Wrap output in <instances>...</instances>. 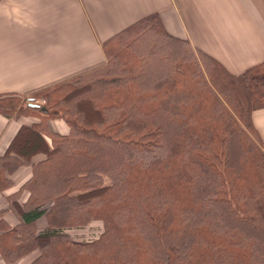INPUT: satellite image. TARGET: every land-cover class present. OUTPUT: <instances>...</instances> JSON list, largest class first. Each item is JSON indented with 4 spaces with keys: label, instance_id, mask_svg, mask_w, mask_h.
<instances>
[{
    "label": "trees",
    "instance_id": "16d2710c",
    "mask_svg": "<svg viewBox=\"0 0 264 264\" xmlns=\"http://www.w3.org/2000/svg\"><path fill=\"white\" fill-rule=\"evenodd\" d=\"M102 49V64L37 91L52 90L37 96L44 105L21 103L18 116L41 121L21 126L0 157V190L6 173L45 160L22 187L26 203L18 192L0 210L20 218L13 228L0 219L4 262L37 251L31 264H97L89 252L103 249L112 255L101 264H264V146L250 119L264 108V62L229 74L168 36L156 15ZM50 118L69 134L45 136ZM51 177L52 190L37 195ZM97 220V239L69 233Z\"/></svg>",
    "mask_w": 264,
    "mask_h": 264
},
{
    "label": "crops",
    "instance_id": "0c3cea01",
    "mask_svg": "<svg viewBox=\"0 0 264 264\" xmlns=\"http://www.w3.org/2000/svg\"><path fill=\"white\" fill-rule=\"evenodd\" d=\"M152 15L168 36L210 57L229 74L264 62V0H0V97L29 98L102 64L106 41ZM250 119L264 146V108L254 110ZM40 121L0 112V157L21 126ZM43 131L45 136H66L70 128L63 119L50 118ZM44 160L37 154L30 164L5 174L0 210L8 207L6 197L18 192V202L26 203L29 193L22 187ZM0 219L6 228L20 223L12 211ZM35 226L41 230L46 221L40 218ZM35 257L32 252L12 264H31ZM0 264H7L1 254Z\"/></svg>",
    "mask_w": 264,
    "mask_h": 264
},
{
    "label": "rangeland",
    "instance_id": "374dc122",
    "mask_svg": "<svg viewBox=\"0 0 264 264\" xmlns=\"http://www.w3.org/2000/svg\"><path fill=\"white\" fill-rule=\"evenodd\" d=\"M141 45H148V44H147V42H142ZM200 61L202 63L203 62L204 63H207L203 59H201ZM43 91H47V90H43ZM43 91L37 92V93L35 92L36 94L35 93L32 94L29 98H27L26 96H23V97H13V98H8V99H7V97H4L6 99L0 98V110L2 112H4V114H6L10 118L11 117H17L20 114V111L22 109V108H20V106H21V103H22L23 99L25 101L26 100L29 101V99L37 98V96L38 97H41L45 93H48L49 94V93H51L52 90L49 91V92H43ZM38 93H39V95H38ZM37 100H38V103L39 104H41V105H44L45 104V101H43L42 98H39V99L37 98ZM231 105L226 106L229 111H230V109H234L236 107V104L235 103L234 104H231ZM57 162L58 161H56V163ZM252 174H253L252 172H249L247 174V178H246L247 179V182H250V179H252ZM102 179H103V182H104L105 185H108V184L111 183L110 178L107 176V174H104V176H102ZM55 183H56L55 177L54 178H52V177L49 178V180L47 182H45L44 184H42V186H40L37 195H41L42 193L43 194H47V192H50V190H52V188L55 186ZM80 191H81V189H78L74 193H79ZM41 196H45V195H41ZM102 232H103V223L101 221H99V220H97V221H91L89 224H85V225L84 224L83 225L82 224L81 225H77V226L75 225L69 231V233L72 234L73 236H77L81 240H89V241L94 240V239H97L101 235ZM116 246H118V245L117 244L114 245L113 248L116 247ZM34 252H35V255L37 257L38 256V252L37 251H34ZM87 252L88 251H86L85 253H87ZM89 253H92V256H91L92 259L95 258L94 259L95 261H93V262H96V259L97 258H98V261L100 260L99 262H96L97 264H101L103 262H106V259H108V257H110L109 255H112V254H110L111 253L110 251L108 253V252H105L103 249L102 250L99 249L95 253H93V252H89ZM145 257L141 260L143 264H146L147 263V260L144 261ZM223 258H225V257H223ZM165 261H166L165 257L162 258V264H165Z\"/></svg>",
    "mask_w": 264,
    "mask_h": 264
},
{
    "label": "water",
    "instance_id": "95a60500",
    "mask_svg": "<svg viewBox=\"0 0 264 264\" xmlns=\"http://www.w3.org/2000/svg\"><path fill=\"white\" fill-rule=\"evenodd\" d=\"M29 106L32 107V108H37V105L34 104V103H30Z\"/></svg>",
    "mask_w": 264,
    "mask_h": 264
}]
</instances>
